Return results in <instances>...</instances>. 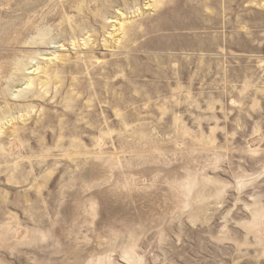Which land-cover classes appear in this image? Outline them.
Returning <instances> with one entry per match:
<instances>
[{
    "label": "rangeland",
    "instance_id": "obj_1",
    "mask_svg": "<svg viewBox=\"0 0 264 264\" xmlns=\"http://www.w3.org/2000/svg\"><path fill=\"white\" fill-rule=\"evenodd\" d=\"M158 1L0 0V264H264V0Z\"/></svg>",
    "mask_w": 264,
    "mask_h": 264
},
{
    "label": "bare ground",
    "instance_id": "obj_2",
    "mask_svg": "<svg viewBox=\"0 0 264 264\" xmlns=\"http://www.w3.org/2000/svg\"><path fill=\"white\" fill-rule=\"evenodd\" d=\"M157 2H159L158 0H155V4L157 3ZM153 4V3H152ZM100 10V9H99ZM161 21V20H160ZM166 27V26H165ZM174 29V28H173ZM180 29V28H179ZM176 30V29H175ZM167 35V34H166ZM50 39V38H49ZM173 39V38H172ZM53 40V39H52ZM52 40H50V41H52ZM42 42V41H41ZM55 42V41H54ZM48 43H50V42H48ZM42 44V43H41ZM55 44V43H54ZM44 47V46H43ZM50 47V46H49ZM154 47H156V46H154ZM51 48V47H50ZM58 48H60V47H58ZM147 48V47H146ZM161 48V47H160ZM80 63V62H79ZM78 63V64H79ZM85 63V62H84ZM14 122V121H13ZM16 122V121H15ZM9 123V122H8ZM7 124V123H6ZM3 126V125H2ZM8 131V130H7ZM4 132H6V131H4ZM3 133V132H2ZM2 139V138H1Z\"/></svg>",
    "mask_w": 264,
    "mask_h": 264
}]
</instances>
